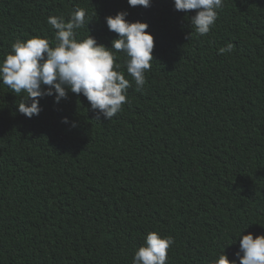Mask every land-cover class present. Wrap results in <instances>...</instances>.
Masks as SVG:
<instances>
[{"label": "trees", "instance_id": "trees-1", "mask_svg": "<svg viewBox=\"0 0 264 264\" xmlns=\"http://www.w3.org/2000/svg\"><path fill=\"white\" fill-rule=\"evenodd\" d=\"M77 7L91 18L77 39L107 47L105 17L146 22L154 61L138 91L116 53L131 87L111 120L71 92L27 118V93L0 82V264H132L153 231L174 239L168 264L225 247L239 264L244 229L264 235V0H224L206 36L173 0H0V62L17 40L54 46L48 17Z\"/></svg>", "mask_w": 264, "mask_h": 264}, {"label": "clouds", "instance_id": "clouds-1", "mask_svg": "<svg viewBox=\"0 0 264 264\" xmlns=\"http://www.w3.org/2000/svg\"><path fill=\"white\" fill-rule=\"evenodd\" d=\"M131 7L151 6L152 0H127ZM177 11L188 13L192 27L199 36H206L215 26L218 10L224 7V0H173ZM127 12L105 17L109 31L117 34L111 47L97 42L90 34L78 40L77 30L88 26L91 18L87 10L77 7L63 16H49L48 25L55 30L54 46L45 37H32L26 41L17 40L12 51L0 62V82L14 93H27L26 99L18 105L19 113L27 118L39 115V101L45 96H54L56 103L66 99L69 92L83 95L90 103L91 110L99 116L111 120L127 102L130 81L115 63L116 53L125 55L127 73L132 77L138 91L146 84V73L154 61V37L146 31V22H130ZM88 28V27H87ZM89 31V30H88ZM234 44L228 43L218 51L232 53ZM67 123V118H64ZM75 126V125H73ZM239 236V251L236 253L239 264H264V235L254 238L252 233ZM174 244L171 236H161L149 232L134 253L132 264H168V252ZM226 248V247H225ZM224 250L214 264H237L229 260Z\"/></svg>", "mask_w": 264, "mask_h": 264}]
</instances>
